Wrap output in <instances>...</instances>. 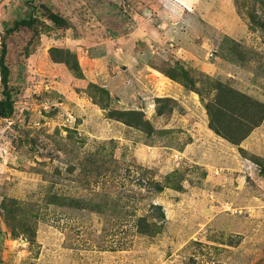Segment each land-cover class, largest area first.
I'll list each match as a JSON object with an SVG mask.
<instances>
[{
	"label": "rangeland",
	"instance_id": "1",
	"mask_svg": "<svg viewBox=\"0 0 264 264\" xmlns=\"http://www.w3.org/2000/svg\"><path fill=\"white\" fill-rule=\"evenodd\" d=\"M31 15L6 39L0 264H264V0H0V54ZM217 100L243 140L212 128ZM129 111L150 125L123 123ZM87 180L133 195L136 215L161 206L157 234L47 201Z\"/></svg>",
	"mask_w": 264,
	"mask_h": 264
},
{
	"label": "trees",
	"instance_id": "2",
	"mask_svg": "<svg viewBox=\"0 0 264 264\" xmlns=\"http://www.w3.org/2000/svg\"><path fill=\"white\" fill-rule=\"evenodd\" d=\"M27 1L29 3L34 2V0ZM46 17L50 20L51 23H53L57 27L67 25V22L63 18L54 13H48ZM38 22V18L34 17V15H31L28 18L17 20L14 22L12 27L7 28L6 35L1 39L0 73L1 84L3 86V89L2 97L0 98V120L12 118L15 112V96L10 87L11 69L8 65V45L6 39L9 35H13V33L17 31H21L26 28L32 30L33 28H35ZM42 25L45 27V29H49V26L45 22H42ZM102 92L108 95V92ZM219 105V100H217V103H207L205 105L208 110L212 128H214L217 133L223 135L225 138L233 142H235L236 140H243L249 134V130L243 131L241 129L236 128L222 127L220 124L222 121V118L220 116L222 111L221 109H218ZM254 105L257 110H261L262 117H264V103H255ZM123 115H127L128 117L127 120H122L123 123L129 126L142 129V126L150 125L149 122L145 120V117L141 112L129 111ZM259 122L260 121L258 120V123ZM255 125L257 126V124ZM85 169L88 174H91L93 171L91 170L92 168H89L88 166H85ZM153 183L154 186L157 188V191L159 192H161L165 187V184L161 185V183L159 182ZM86 186L88 189L86 190L87 194L77 195L73 197H68L65 194H62L60 196L56 194L52 195L51 197H48L47 201L49 203H53L59 206H69L71 209L89 210L91 212L103 213L108 217H113L115 213H118L123 216V214L126 212L127 218L135 217L134 226L136 227L138 234H141L143 236H154L157 234V222L164 221L165 219V213L161 206L153 203L150 205V215H136L137 209L134 206V203L131 204V202L135 201L133 195L121 191V193L117 195H113L109 191H95L93 189V184L90 182V180H87ZM144 186L146 185L144 184ZM170 187L180 189L181 186L180 184H176L175 186H172L170 184ZM156 218L159 220L157 222H154Z\"/></svg>",
	"mask_w": 264,
	"mask_h": 264
},
{
	"label": "clouds",
	"instance_id": "3",
	"mask_svg": "<svg viewBox=\"0 0 264 264\" xmlns=\"http://www.w3.org/2000/svg\"><path fill=\"white\" fill-rule=\"evenodd\" d=\"M195 0H182V3L185 4V6H187L189 3H194Z\"/></svg>",
	"mask_w": 264,
	"mask_h": 264
}]
</instances>
